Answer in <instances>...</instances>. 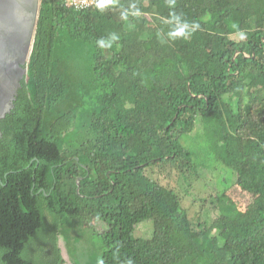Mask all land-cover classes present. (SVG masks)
Segmentation results:
<instances>
[{"label":"trees","instance_id":"1","mask_svg":"<svg viewBox=\"0 0 264 264\" xmlns=\"http://www.w3.org/2000/svg\"><path fill=\"white\" fill-rule=\"evenodd\" d=\"M0 132V264H63L59 238L74 264H264V0H42ZM208 160L232 178L192 222L159 175L187 196Z\"/></svg>","mask_w":264,"mask_h":264},{"label":"water","instance_id":"2","mask_svg":"<svg viewBox=\"0 0 264 264\" xmlns=\"http://www.w3.org/2000/svg\"><path fill=\"white\" fill-rule=\"evenodd\" d=\"M41 2L0 0V119L12 109L27 74Z\"/></svg>","mask_w":264,"mask_h":264},{"label":"rangeland","instance_id":"3","mask_svg":"<svg viewBox=\"0 0 264 264\" xmlns=\"http://www.w3.org/2000/svg\"><path fill=\"white\" fill-rule=\"evenodd\" d=\"M190 136L188 139H186V142L183 144L188 147L190 145ZM195 142L192 144L194 147L200 152L198 155L194 153V160H197V162L201 161L204 162V157L201 158L203 151H199L201 147H204L202 145L201 139L197 140L198 138H194ZM193 149V148H192ZM194 152V149H193ZM210 160V159H209ZM208 160V162H209ZM177 172L175 171H169L167 169L164 173L160 174L159 177L162 181L163 185H170L172 188H175L176 190L180 191L182 194V197L186 198V201L184 203V208L189 213V217L191 218L192 222L196 221H203V220H209L216 218L218 215V211L216 208V194L217 192L222 193L225 191L227 184L224 181L225 177H229L228 179L231 180L230 172L224 168V166L215 163L214 161H210L209 165L207 166V169H200V180L198 183L194 186H192L188 193L189 195H185L183 191L178 187L175 174ZM226 196H228L230 199H232L241 209L242 211L255 209L257 207H261L259 205V199L258 198H252L251 195H248L246 193H241L236 189L234 186H230L227 191L225 192ZM205 199L206 202L202 207V203H200V200ZM190 201H194V203H191ZM214 201V203H212ZM264 203V202H262ZM247 208V209H246ZM100 228V227H99ZM135 236H145L147 234V227L144 224H140L135 229ZM83 240H81L77 244L78 250H76V259H80V252L86 251L90 249L91 245L93 246V240H91L90 243L86 244ZM58 248L61 252V257L63 259V264H74L73 257L69 254V249L62 238H59L58 241ZM45 249L49 250L48 246H45Z\"/></svg>","mask_w":264,"mask_h":264},{"label":"built area","instance_id":"4","mask_svg":"<svg viewBox=\"0 0 264 264\" xmlns=\"http://www.w3.org/2000/svg\"><path fill=\"white\" fill-rule=\"evenodd\" d=\"M58 1H62L69 9L85 10L95 6L99 0H58Z\"/></svg>","mask_w":264,"mask_h":264},{"label":"clouds","instance_id":"5","mask_svg":"<svg viewBox=\"0 0 264 264\" xmlns=\"http://www.w3.org/2000/svg\"><path fill=\"white\" fill-rule=\"evenodd\" d=\"M58 1V0H57ZM60 2H62V1H60ZM63 3V2H62ZM64 4V3H63ZM65 5V4H64ZM66 6V5H65ZM105 5H104V3L103 2H100V3H98V5H97V7H100V8H103ZM123 15V18H126V13H124V14H122ZM186 27V26H185ZM194 27H198V26H194ZM179 32L180 33H183L184 32V29H180L179 30ZM172 35H176V33H172ZM116 37L115 36H113V39H115ZM241 38H243V36H241Z\"/></svg>","mask_w":264,"mask_h":264}]
</instances>
